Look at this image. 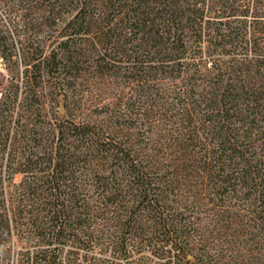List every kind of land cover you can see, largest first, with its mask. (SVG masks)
<instances>
[{
	"label": "trees",
	"instance_id": "1",
	"mask_svg": "<svg viewBox=\"0 0 264 264\" xmlns=\"http://www.w3.org/2000/svg\"><path fill=\"white\" fill-rule=\"evenodd\" d=\"M149 1L158 10L150 8ZM219 1L222 8L229 2ZM238 1L241 0H233L234 3ZM208 2L105 1L104 6L109 10L106 16L109 31L104 37L118 34L117 24H121L119 28L123 34L133 35L131 40L124 42V50L130 52L132 68L141 74L140 78L144 75L145 79L147 72H177L176 77L181 79L184 87L194 88L199 87L195 83L196 74L202 69L213 74L218 93H209L206 99L211 106L206 110L212 112L214 108L218 117L207 118V127L193 132L199 137L200 131L204 134L208 131L207 136L211 139L207 143L209 147L204 149L208 160L204 164L210 166L206 173L212 172V168L221 170L227 176L221 183L232 185L234 193L237 192L235 181L239 180L241 184L240 179L245 180L256 195L254 207L258 213L253 214H259L262 221L264 125L260 126L262 139L258 148L242 149L246 144L254 146L252 132L245 137L232 134L226 127L228 120L224 118L228 112L227 102H237L239 98L235 95L240 89L242 101H251L249 94L244 92L247 80L242 79V87H238L240 82L234 83L232 78L225 76L228 70L237 71L241 67L247 70L252 66V60L242 55L226 60L214 52L216 46L224 44V39L216 41L214 37L204 39L199 35L191 40L183 35L182 28L174 27L184 19L191 31L209 30L211 23L203 21V9ZM82 19L85 25L94 21ZM171 30L175 32L171 34ZM165 31L167 35L163 34ZM69 42V39L62 41L60 44L66 47H59L57 52L51 50L49 55L43 52H37V57L23 54L21 85L10 94L0 95V260L9 263L12 258L14 264H224L222 246L211 243L206 227L178 199V188L171 181L165 182L159 175H153L150 167L131 150L104 148L102 159L115 158L108 168L93 162L94 151L89 148L80 159L81 163H77L79 157L62 147L63 139L54 133L55 129L46 139L34 131L36 125L29 119L30 115L36 114V109L29 103V96L39 94L44 75L56 74L66 67L65 59L71 61ZM107 49L111 51V48H105V55L100 58V64L104 62L101 68L108 64ZM121 51L117 49L115 53ZM3 58L7 57L3 55ZM189 104L185 103L186 113L182 118L188 125L192 124L191 115L196 113L193 108L187 109ZM133 105L131 110H134ZM88 133L84 131L83 137ZM42 139L48 143H41ZM233 156L239 157L237 163L241 169L225 168ZM16 173L23 174V178L14 184L10 176Z\"/></svg>",
	"mask_w": 264,
	"mask_h": 264
},
{
	"label": "rangeland",
	"instance_id": "2",
	"mask_svg": "<svg viewBox=\"0 0 264 264\" xmlns=\"http://www.w3.org/2000/svg\"><path fill=\"white\" fill-rule=\"evenodd\" d=\"M105 1L108 0H51L50 3L47 0H0V95L12 93L21 85L23 54L49 55L51 50L57 52L59 47L65 48L66 45L60 43L69 39L71 61L65 59L66 67L56 74L44 75L39 94L29 96V103L36 109L29 121L36 125L34 131L39 137L46 139L55 129L54 133L63 139L62 147L79 157H75L77 163H81L89 148L94 151L93 162L107 168L115 158L102 159L104 148L131 150L150 167L153 175H159L165 182L171 181L178 188V199L206 227L211 243L222 246L224 264H264V219L260 221V215L253 214L258 213L254 207L256 195L243 179H240L241 184L235 181L237 192L234 193L232 185L221 183L227 177L221 170L212 168L207 174L210 166L204 164L208 161L204 149L209 147L207 143L211 139L208 131L205 134L200 131L199 137L193 133L197 128L207 127V118L218 117L214 108L212 112L206 110L211 106L207 96L218 89L213 84V74L202 69L196 74L195 83L199 87L194 88L184 87L176 77L177 72H147L145 79L144 75L140 78L141 74L132 68L130 52L124 50V42L133 35L123 34L121 24H117L118 34L104 37L109 31L106 22L109 10L104 6ZM219 2L209 0L203 9V21L211 23L209 30L191 31L184 19L181 23L177 20L174 27L182 28L183 35L191 40L199 35L204 39L214 37L216 41L224 39V44L216 46L214 52L226 60L238 59L240 55L252 60L247 70L242 67L237 71L228 70L225 76L234 83L240 82L238 87H242V79L247 80L244 92L249 94L250 103L242 101L240 89L235 95L239 99L227 102L228 112L224 115L228 120L226 127L232 134L245 137L252 132L254 146L242 147L250 150L260 145V126L264 125V0L237 3L229 0L226 8L220 7ZM148 5L158 10L151 1ZM83 17L94 21L85 25ZM71 23L75 24L70 26ZM105 48L111 51L107 49L108 64L101 68L104 62L100 64V58L105 55ZM117 49L123 52L115 53ZM192 49H197L194 43ZM204 62L207 65V61ZM60 77H63L61 81ZM187 102L191 103L187 109L196 111L189 125L182 121ZM132 105L134 110L130 109ZM84 131L89 133L83 137ZM41 143L48 142L42 139ZM238 161L239 157L233 156L225 168L241 169ZM10 177L11 182L17 184L23 174ZM0 264L14 262L11 258L9 263L0 260Z\"/></svg>",
	"mask_w": 264,
	"mask_h": 264
}]
</instances>
